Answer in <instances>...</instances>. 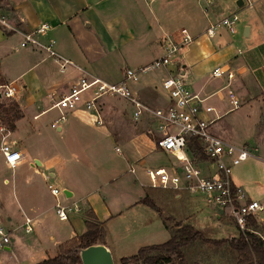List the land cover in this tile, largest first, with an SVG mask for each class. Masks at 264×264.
<instances>
[{
  "label": "crops",
  "instance_id": "obj_1",
  "mask_svg": "<svg viewBox=\"0 0 264 264\" xmlns=\"http://www.w3.org/2000/svg\"><path fill=\"white\" fill-rule=\"evenodd\" d=\"M117 1L109 0V2H114V7L108 5L98 7L105 4V0H5L0 2V79L5 84L14 83L23 87L24 93L17 101L23 117L13 121L12 136L20 148L19 143H25L21 149L25 156V162L19 168L34 169L32 172L26 173L24 177L23 175L18 176L16 174L18 169H16L17 171L13 172L14 175H17L16 177H13L12 180L2 181L3 188L7 190L10 185L14 193H16V188L22 190L23 205L9 208L6 205L3 206L0 200V220L7 221L11 226L21 223L25 227L26 219H32L33 232L26 233L28 238L25 249L29 255L43 253L49 255L50 247L53 246L57 250L59 246L83 235L87 230L86 221L89 219L87 217L89 212L93 213L96 216V221L104 227L106 239L112 223L118 222L128 215L137 217L146 210L154 212L143 204L142 200L148 197L157 204L149 191H163L149 186L148 171L155 169L150 164L151 159L156 155L164 159L167 155L157 148L156 137L149 135L152 123L147 119L139 122L132 119L133 123L128 125H121L119 120L115 119L110 123L105 120V126L99 127L87 114L75 113L69 116L67 124L56 130L59 137L66 143L59 147L54 154L45 159L38 155L30 158L29 151L25 146V140L32 138L37 131L36 123L49 112L50 108H46L45 105L48 98L57 92L54 89L55 86L58 82L64 85H62L63 88L66 86L63 77L58 73L59 70L56 71V68L52 69L46 66L49 61H52V65L55 67L58 66L57 59H52L53 57L45 49L50 43H55L54 50L58 57L71 62L69 73L76 77L79 75L91 77V72L81 62L76 61L72 52H78L82 54L85 61L92 62L90 59L97 58L99 51L102 50L101 47L106 46L110 53L115 54L114 60L118 65L121 64V61H130L131 58L138 61L146 59L138 67L148 65L157 59L150 58L152 52L158 47L155 43L156 38L151 36L152 28L151 26L149 29L146 28V17L139 11V7L144 4L143 2L152 1L148 5H153L150 14L160 21L162 19L160 3L162 2L160 0H119L123 7L134 11L137 24L142 23L140 28H134L131 31L127 30L128 23L125 16L121 13L115 15L112 13V9L117 6ZM183 2L185 5L187 4V0H183ZM3 6L8 9L6 11L13 14L14 24L10 23L7 18H3ZM186 20L190 19L186 17ZM205 20L208 19L205 17ZM188 24H190L189 31L196 41L187 46L189 48L186 50L184 65L180 67L171 65L168 70H163L162 75L143 78L139 84L132 86V90L140 100L148 104L143 97V91L157 92L159 97L166 96L162 89V82L168 77L169 72L181 70V74L185 77L189 73V78L193 79L189 89L205 99L207 105H213L220 117L213 125V132L229 141V138L224 137L223 127L214 130L219 121L234 112H229L230 108H225L228 105L227 90L224 89L227 82L214 79L212 73L218 67L230 68L235 74L232 87L241 101V108L246 107L244 104L247 102L251 104V99H255L258 92L261 96L264 95L263 47L248 46L247 49L240 47L245 46V40L252 37V26L249 27V36L245 35L243 27L244 35L237 38L238 46L233 47V45L228 46L227 43L219 41L218 38L208 39L204 35L208 26L200 28L192 23L188 22ZM44 25L49 26V30L43 34L37 33V30ZM125 27L127 28L125 29ZM257 31L256 36H259L261 31L258 28ZM28 34L33 36L36 43L22 47L24 36ZM218 36H221V33ZM13 38L19 39L20 45L13 44ZM118 47H128L127 52H130V55L135 54L134 58L127 53L120 54L119 49L121 48ZM218 47L221 48L218 49ZM135 49L136 53H134ZM122 78L119 77L108 83H118ZM215 80H220V82L217 85L212 84ZM250 104L247 103L248 106ZM115 114L117 118L122 117V114L118 112ZM215 116L216 114L202 113V117L207 120H211ZM101 136L114 143L115 151L117 148L121 151L120 154L117 151L116 153L126 161V166L120 170L115 166L110 172L108 168L102 167L101 173L112 175V178L105 182L104 186H99L101 182H104L98 172L99 166L96 169L91 165L87 175L80 171V156L75 150L76 146H80L83 148L81 154L88 153L87 155H89L90 151L95 148V143L97 146L102 140ZM68 141L71 142V146ZM119 144L127 148L128 156L124 155ZM90 155L89 157H91ZM168 159L165 166L170 165ZM36 161L41 164L38 165ZM263 161L257 160L256 162L264 165ZM68 173L72 178L67 180L57 176V174L68 175ZM50 176L54 179L55 184L64 191V195L58 199L53 197L51 192L47 195L45 192L35 189L37 182L49 184ZM144 177L148 179L147 183L144 181ZM232 180L236 186L243 188L252 197V190L246 181L233 175ZM117 184L122 187L120 191L115 188L111 191L108 188L113 185L117 186ZM170 193L176 199L182 198V194ZM58 200L64 206L77 205L80 211L73 212L68 221H60L55 208ZM218 216L222 218L221 215ZM65 222H67L66 227L63 225ZM121 222L125 225L128 224L126 221ZM167 223L169 225V222ZM164 227L169 233L165 224ZM4 249L11 250V246ZM21 263H23L22 260L18 264ZM35 263L34 260L30 261V264Z\"/></svg>",
  "mask_w": 264,
  "mask_h": 264
},
{
  "label": "rangeland",
  "instance_id": "obj_2",
  "mask_svg": "<svg viewBox=\"0 0 264 264\" xmlns=\"http://www.w3.org/2000/svg\"><path fill=\"white\" fill-rule=\"evenodd\" d=\"M160 1L162 2H158L161 4L162 9V19L160 21L157 18H153V15L150 14V10L153 8V5H148L149 2L152 1L143 2V11L142 6L139 7V11H141L146 17H144L146 28L149 29V26H151V36L156 38L155 43L157 47H161V49L156 48L152 52L150 58L154 59L164 55V47L168 44L169 40H180V31L182 29H187L188 31L190 30L188 28L190 25L188 22L200 28H205L210 24L209 20H205L202 7L198 4V0H187L186 5L184 4L183 0ZM254 1L255 4L253 7H250L247 2L244 5L239 6L238 0L213 1L211 6V15L212 17L215 15V20L217 18L222 20L225 17H231L233 15H237L239 18L236 34L232 35L226 31H221V36L216 37L219 41L227 43L228 46L233 45V47H235L237 45V38L244 35L246 31L245 28L252 26V37L248 40H245V46L242 45L240 47H246V49L248 46L263 47L264 50V0H253V3ZM102 3H104V1H102ZM105 5L114 7V2L105 0V4H101L98 7H103ZM116 5L117 6L112 9V13L113 15L121 13L123 16H125L128 23V28L125 27V29L127 28V30L132 31L134 28H140V24L142 23L139 22V25L137 24L135 13L132 11V9L123 7L121 1L119 0L117 1ZM2 16L3 18L10 20V23L14 24V16L12 13H10V11L3 10ZM186 17L190 20L187 21ZM243 27L244 33L242 32ZM256 27L261 31L259 36H256V33H258ZM12 43H17L20 45L19 39L16 40V38L12 39ZM118 48H121L119 49L121 51V53L119 52L120 54L127 53L130 57L134 58L135 54L130 55V52H127L128 47ZM188 48L189 47H184L180 52H178L172 65L175 67L184 65L185 54ZM220 48L218 47V49ZM101 49L102 50L99 51V56L97 58L94 57V59H90L92 62L85 61V59L82 58V54L78 52H72V54L76 61L81 62V64H83V66L86 67L89 72H91V77L93 76L100 78L105 82H113L117 80V78L123 77L127 68H138L139 65L143 64L142 62L146 61V59H140L138 61L131 58L130 61H121V64L118 65L117 62L115 63L116 60H114L115 54L110 53L106 46L101 47ZM134 53H136V49L134 50ZM54 58L55 57L52 59ZM52 63V61H49L47 62L46 66H49L52 69L56 68L55 70L58 71L59 65L55 67L52 65ZM115 64H117V66H115ZM58 73L63 77L66 86L63 88L64 85L61 84V82H58L57 86L54 88L57 92L51 95L46 101L45 106L48 109L51 108L55 103V100L68 89L67 80L60 72ZM162 73H164L163 70H157L142 77V79L158 74L162 75ZM71 76L76 77V75ZM184 80L187 86L190 88V85L193 83V79L189 78V73H187V76L184 77ZM223 81L227 82L226 80ZM219 82L220 80H215V82H212V84L217 85ZM4 84L5 83L2 81V79H0V85ZM142 94L148 105L152 107L157 108L167 105V96L163 95L162 97L160 96V98L157 92L151 91H143ZM226 95L228 94L226 93ZM227 101L228 105H226L225 108L229 109L231 108V105L229 103L228 96ZM10 103L12 102L4 101L2 105L8 106ZM247 103L250 104L249 102ZM247 103L244 104L246 107L228 114L221 121H219L215 125L214 130L223 127V132L225 135L224 137L229 138L228 140L236 145L247 146L252 151L254 157L235 167L233 169L232 175L247 182L248 186L252 190V199L264 200V165L257 164L256 162L257 160H264V95L261 96L258 92V94H256V98L251 99V104L249 106ZM132 111L131 105L121 98H108L105 99L103 103L104 118L107 123H110L113 119L117 121L119 120L118 122L121 125L133 123ZM116 112L122 114V117L117 118L115 116ZM58 117L59 112L57 110H51L36 123L37 131L35 132L34 136L32 135V138L25 140V146L29 151L30 158L38 155L45 159L48 156L54 154L59 147L65 145L64 143H66V141L62 140L57 134L56 130L51 126L52 123L58 119ZM12 123L13 121H7V125L11 130L13 128ZM10 140H14V137L11 136ZM68 143L69 146H71V142L68 141ZM19 144L21 146V148H19L22 149V145L25 143L20 142ZM118 146L122 149L124 155L128 156L127 148L122 144H119ZM115 147V144L108 140V138L102 137V140L97 146L95 143V148L90 151L91 155H89L91 157H89V155H87L88 153L86 155L81 154L83 151L82 147L76 146L75 150L80 156V171L87 175L89 174L91 165L96 169L99 166L98 172L102 177L101 179L104 181L101 182L99 186H104L105 182L112 178V175L110 173H101L102 167H106L110 172H112V169L115 166L119 170L126 166L125 159L116 153ZM168 158L169 157L165 156V158L162 159V157L156 155L153 159H151L150 164L154 168H160L165 166V162ZM168 160L171 162L170 158ZM97 162L103 163H100V165ZM33 170L34 169H30L28 167H21L18 168V172L16 174L18 176L23 175L24 177L26 176V173L32 172ZM13 172L14 171L9 170L6 167L3 157L0 155V200L3 203V206L6 205L9 208H17L18 206L23 205L21 189L16 188V193H14L11 185L7 187L9 188L8 190L3 188L2 185V181L6 179L12 180L13 177L17 176L14 175ZM57 176L63 180L72 178L70 173H68V175L57 174ZM144 181L147 183L148 179L144 177ZM50 185L58 187L62 190L59 185L57 186L55 184L53 178L50 179L49 184H45V182L35 183V189L39 190L40 192L43 191L49 195ZM118 185L120 184H117V186L113 185L114 187L111 186L108 188H110L111 191L114 190V188L120 191L122 187ZM149 192L153 199L157 202L156 205L161 209V214L152 208H149L154 212H149V210H146L145 212L140 213V215L137 217L128 215L124 219H121L118 222L112 223L110 225L105 243L110 248L116 264H121L122 258H128L137 255L140 249L143 247L162 245L170 240L171 234H169L164 227V220L166 218L171 219L169 220V225L172 226L171 228L173 230L176 229V222H181L185 225H191L208 239L224 240L228 238L239 237L240 231L232 218L226 215L222 208L209 204L206 195L201 193L187 192L182 193L181 199H176L170 192L159 190H150ZM218 215H221L222 218ZM261 218L264 221V214L261 215ZM121 221H126L128 224L125 225ZM66 223L67 222L63 223V225H65L64 227H66ZM0 226L6 230L12 231L10 233L11 250H0V264H18L21 260L23 262L21 264H30V261L32 260H34V262H36L35 264H37L46 258L55 257L59 253L60 246L57 250H55V248L52 246L50 247L51 250L49 248V255L46 253L39 255H29L28 251L25 249L28 235L25 232L24 225L17 223L16 226H11L7 221L3 222L0 220ZM237 260L238 257L236 256V253L229 248H216L214 246L197 243L184 250L183 259L174 257L171 263L168 264H236ZM129 264L134 263L130 262Z\"/></svg>",
  "mask_w": 264,
  "mask_h": 264
},
{
  "label": "built area",
  "instance_id": "obj_3",
  "mask_svg": "<svg viewBox=\"0 0 264 264\" xmlns=\"http://www.w3.org/2000/svg\"><path fill=\"white\" fill-rule=\"evenodd\" d=\"M214 0H198L203 14L210 24L204 35L208 39L216 38L221 31L234 35L237 30L239 18L237 15L225 17L222 20L214 19L211 15V6ZM253 7V0H243ZM6 28L8 26L4 24ZM49 30L44 25L37 30L43 34ZM22 47L36 43L32 35H25ZM195 42L194 37L187 29L180 31V40H169L164 47V55L152 63L135 69L127 68L122 80L118 83H108L96 77H73L69 73L72 65L70 61L58 57L54 50L55 43L45 47L50 56L55 57L59 65V72L65 77L68 89L62 93L49 109L59 112L58 119L52 123L57 130L69 122V116L83 112L92 117L93 122L105 126L103 103L108 98H121L132 107V119L139 122L143 119L151 121L149 135L155 136L157 148L170 159V165L148 171L149 186L167 192L201 193L206 195L208 203L224 210L235 222L240 233L245 237L253 235L264 244V231L256 230L252 222L260 226L264 224L261 215L264 214V200H255L241 187L236 186L232 180L233 169L252 159L253 153L247 146L233 144L213 132V125L220 119L216 108L207 105L206 100L194 93L187 86L180 71L169 72L162 82V89L167 96V105L152 107L140 100L132 90V86L139 84L142 77L157 71L168 70L173 64L178 52ZM58 57V58H56ZM214 79L227 81L224 87L227 90L230 111L241 108V101L232 89L235 74L230 68L218 67L213 73ZM23 87L19 84L0 85V104L4 101L17 102L23 95ZM216 114L207 120L202 113ZM12 130L7 122L0 119V155L9 170L15 171L25 162V156L15 140H10ZM194 144L200 148H195ZM119 154L120 149L116 150ZM134 172V170H132ZM50 192L58 199L64 191L53 185ZM56 214L60 221H68L73 212H79L77 205L64 206L56 203ZM33 221L27 218L25 232H33ZM10 233L0 226V250L10 245Z\"/></svg>",
  "mask_w": 264,
  "mask_h": 264
},
{
  "label": "trees",
  "instance_id": "obj_4",
  "mask_svg": "<svg viewBox=\"0 0 264 264\" xmlns=\"http://www.w3.org/2000/svg\"><path fill=\"white\" fill-rule=\"evenodd\" d=\"M5 0H0L4 2ZM3 10H8L2 7ZM23 117L20 106L17 102H12L8 106L0 104V119L4 121L19 120ZM195 148H200L194 144ZM142 203L152 208L161 214V209L155 202L146 197ZM89 218L86 221V232L59 247L57 256L48 258L38 264H81L79 251L92 245L105 243L104 227L96 221V216L93 213H88ZM166 218L164 224L171 234L170 240L162 245L147 246L140 249L135 256L122 258L121 264H168L171 263L174 257L183 259L184 250L190 246L202 243L205 245L214 246L216 248H229L236 253L238 257L236 264H264V244L258 241L253 235L248 234L245 237L240 233L238 238H228L224 240H212L206 238L200 231H197L191 225H184L181 222H176V229L173 230L167 222ZM256 230L264 231L263 225H256L252 222Z\"/></svg>",
  "mask_w": 264,
  "mask_h": 264
},
{
  "label": "water",
  "instance_id": "obj_5",
  "mask_svg": "<svg viewBox=\"0 0 264 264\" xmlns=\"http://www.w3.org/2000/svg\"><path fill=\"white\" fill-rule=\"evenodd\" d=\"M238 5L242 6L243 0H239ZM249 31L250 29L247 27L245 31L246 36H249ZM36 163L38 165L41 164L39 161H36ZM79 256L81 264H116L110 248L103 243L81 249Z\"/></svg>",
  "mask_w": 264,
  "mask_h": 264
}]
</instances>
